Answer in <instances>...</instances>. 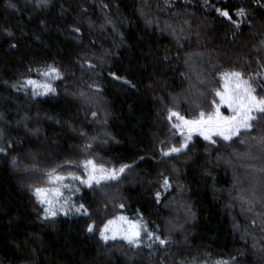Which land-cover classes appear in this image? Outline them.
Here are the masks:
<instances>
[{
  "label": "trees",
  "instance_id": "1",
  "mask_svg": "<svg viewBox=\"0 0 264 264\" xmlns=\"http://www.w3.org/2000/svg\"><path fill=\"white\" fill-rule=\"evenodd\" d=\"M11 2L0 0V264H264V117L231 140L195 136L161 155L181 140L170 110L195 119L213 110L219 73L264 71V0ZM224 8L245 9L239 28ZM47 65L62 73L55 92L19 87ZM88 158L133 166L81 188L74 200L89 215L42 217L33 189ZM120 212L169 242L88 231Z\"/></svg>",
  "mask_w": 264,
  "mask_h": 264
},
{
  "label": "snow or ice",
  "instance_id": "2",
  "mask_svg": "<svg viewBox=\"0 0 264 264\" xmlns=\"http://www.w3.org/2000/svg\"><path fill=\"white\" fill-rule=\"evenodd\" d=\"M39 4L47 3V0H37ZM9 6L16 8V4L9 0ZM218 13L228 21L233 23L237 28L240 27L241 21L234 17H244L246 11L244 8L236 10H230L227 8L216 9ZM7 31V30H6ZM74 31L80 32L79 28H75ZM166 58V57H165ZM90 64V62H89ZM91 66V65H90ZM41 71L44 80L27 78V84L32 86L33 95H46L50 92H55L56 89L48 78L57 79L62 76L60 69L54 65H47L45 69ZM110 75L116 79L123 81L124 83L135 88L136 85L132 83L126 76H120L118 73L113 72ZM223 83L220 88H217L213 95L218 98L211 101L210 112L200 111L199 116L195 119H187L179 112L174 110L169 111V120L175 117L179 122L173 125L174 128L180 129L181 133L187 129L186 138L183 143L177 147L175 145L168 148L166 151L161 148L162 157H169L173 153H181L188 149L189 142L192 140V132H199L205 139L212 141V133H216L218 136L223 137L225 140H231L233 136L240 134L242 130H252L255 123H258L261 117H264V97L255 95V89L249 80L243 78V74L239 71H226L219 73ZM15 87V85H13ZM225 106V111L231 110L230 114H225V111H221V107ZM95 115V113H93ZM164 141H161L163 144ZM90 147V146H86ZM8 149L0 147V153L6 152ZM142 159V158H141ZM70 166L75 167L74 162H68ZM134 163V162H133ZM132 164H121L118 168L113 166L111 169L107 168L105 164H98L95 159H86L82 162L83 171L87 174V178L80 176L75 172H69L67 175H61L54 168L48 173V181L54 186L50 187H36L34 192L36 193L38 200L41 204L47 205L43 210V216L45 218L51 216L55 217L58 211H62L65 215L69 214V211L75 209L76 212H83L85 215H89L83 204L75 205L72 202V194L80 191L79 188L74 187L72 184L64 183L65 180L71 179L79 181L81 184H86L89 187L92 185L100 184L102 181H109L119 179L121 174L131 168ZM59 167V166H58ZM163 176V174L161 173ZM163 186L165 189L171 187L170 178L163 176ZM69 195L65 196V192ZM161 193L156 192V197L159 199ZM120 208H124L121 204ZM95 222L89 224L88 231H93ZM108 231L112 232V239H115L117 235L126 239L129 244L139 245L142 243L143 235H147L149 240H159L161 244H166L169 241L161 238L154 231L148 230V225L143 220L142 214L139 219L130 220L127 217L120 215L113 219H109L100 230V235L104 240H108L109 236L106 235ZM148 247H152L149 243ZM216 264H227L226 261H217Z\"/></svg>",
  "mask_w": 264,
  "mask_h": 264
},
{
  "label": "rangeland",
  "instance_id": "3",
  "mask_svg": "<svg viewBox=\"0 0 264 264\" xmlns=\"http://www.w3.org/2000/svg\"><path fill=\"white\" fill-rule=\"evenodd\" d=\"M45 67H46V66H41V67H39V68H35V69L33 70V72H32V77H31V78H32V79H37V80H44L45 78L42 76L41 71H37V69L43 70V69H45ZM225 72H226V71H225ZM28 78H29V77H28ZM243 78H244L245 80H249V82L252 84V87L255 89V93H254L255 95H257V96H259V97H264V71L259 72V73H256V74H254V75H243ZM48 79H49V82L52 83V85H53L54 82H55L58 78H57V79H51V78H48ZM220 80H221V85H220V87H221V86H222V83H223L221 77H220ZM19 87H20L22 90H24V91H25V90H29L30 92H33L32 86L27 84V78L24 79V80L22 81V83L19 85ZM259 89H262L263 94L261 93V95H259V94L257 93V91H258ZM32 95H33V94H32ZM217 102H218V98H217ZM221 111H225V106H222V107H221ZM230 111H231L230 109L227 110V111H225V114H230ZM189 120H190V119H189ZM177 122H179V121H178L175 117H173V119L170 120V123H171L172 129H173L176 133H178L179 136H180V138H181L180 142H179L177 145H175V146L179 147V146L183 143L184 139L186 138V133H187V132H186V129H185V132H184V133H181L180 129H176V128H174L173 125H174L175 123H177ZM191 135H192V140L189 142V144H191V143L193 142V139H194L195 136H200L201 138L205 139L204 136L201 135L199 132H198V133H191ZM212 136H213V140H214V138H216V137H219V138L224 139L223 137L218 136L216 133H212ZM233 137H234V136H233ZM233 137H232V138H233ZM205 140H207V139H205ZM224 140H225V139H224ZM208 141H210V140H208ZM227 141H228V140H227ZM171 146H173V145H171ZM171 146H170V147H171ZM170 147H168V148H170ZM168 148H167V149H168ZM167 149H165V151H166ZM173 154H177V153H173ZM88 159H90V158H88ZM92 159H93V158H92ZM85 160H86V159H85ZM83 161H84V160H83ZM83 161H81V162L79 163V165H78L77 167H75V169L72 170V171H66V172H60V171H58V173L61 174V175H67V173H69V172H75V173H77V174L80 175V176H84L85 179H86V178H87V174L83 171V167H82V162H83ZM96 162H97V161H96ZM97 163H98V164H101V163H99V162H97ZM106 167L109 168V169L112 168V167H108V166H106ZM64 183L72 184L74 187L79 188L80 190H81V188H90V187H89L88 185H86V184H81L79 181H75V180H71V179H67V180H65ZM94 184H95V183H94ZM50 186H54V185H52V184L49 183V181H48V174H47V175H46V184H45L44 186H41V187H50ZM79 192H80V191L75 192L74 194H72V202H73L75 205H77V206L80 205V204H77V203L75 202L74 198H75V196H76ZM33 194H34V197H35L36 201H37L38 204L41 206V209H42V217H44V216H43V210H44L45 207H47V205H43V204H41V203L39 202L38 197H37L36 193L34 192V189H33ZM68 195H69V193L66 191V192H65V196H68ZM81 213H83V212H76L75 209H72V210L69 211V214H67V215H65V213L62 212V211H58V213H57L56 216H59V215H62V216H71V215H78V214H81ZM120 215H123V216L127 217L124 213L120 212V213H118L116 216L111 217V218H109V219H113V218L118 217V216H120ZM56 216H55V217H56ZM44 218H45V217H44ZM47 218H53V217L49 216V217H47ZM127 218H128V217H127ZM109 219H107L106 221L102 222V224H100V225H95L93 231H91V232L96 233V234L98 235V237H99L102 241H104V242L111 241V240H117V239H118V240H123V241H125V242H127V243L129 244V242H128L126 239H124L122 236H119V235H117L115 239H112V238H111V237H112V232H111V231H108V232L106 233V235L109 236V239H108V240H104V239L101 237V235H100V230L103 228V225H104ZM128 219H129V218H128ZM130 220H132V219H130ZM153 240H155V239L153 238V239L149 240V238H148L147 235H143L142 243H140L139 245H142V244H147V245H148V244L151 243ZM130 245L133 246V247L139 246V245H135V244H130Z\"/></svg>",
  "mask_w": 264,
  "mask_h": 264
},
{
  "label": "water",
  "instance_id": "4",
  "mask_svg": "<svg viewBox=\"0 0 264 264\" xmlns=\"http://www.w3.org/2000/svg\"><path fill=\"white\" fill-rule=\"evenodd\" d=\"M186 132H187V129H186ZM192 133H198V132H192Z\"/></svg>",
  "mask_w": 264,
  "mask_h": 264
}]
</instances>
